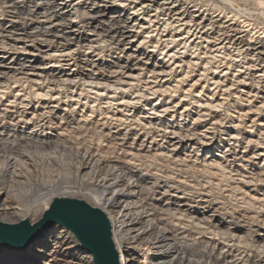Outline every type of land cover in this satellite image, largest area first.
<instances>
[{
  "label": "rangeland",
  "instance_id": "obj_1",
  "mask_svg": "<svg viewBox=\"0 0 264 264\" xmlns=\"http://www.w3.org/2000/svg\"><path fill=\"white\" fill-rule=\"evenodd\" d=\"M19 1L20 0H0V29L3 28L6 31L11 30V28L17 30L21 29V31L23 32L13 29L12 30L18 32L19 34L25 33V35H29H27L28 37L25 35L18 37L12 36L11 33H6L7 35L4 32L0 33L1 36L6 35L8 37H11L12 40H14L16 37V39H20V41L14 42L8 38L0 37L1 71L5 70L6 72H10V70L12 69L19 70L21 64H24V66L31 65L34 66L35 70H33L35 72H33L32 69H29V67H27L26 70L20 71L26 74L37 73L41 77L35 79H42L43 81L46 76V78H49L51 76V73L52 75H55L57 71L53 70L52 67H49L52 65V63L47 56L50 55V53H54V50H60L59 46L66 45V43L69 44L68 48L72 50L74 49L76 52V50L78 49L77 42H81L80 45L83 46V48L81 49L82 54H80V59L82 60V62H80L79 64V69L81 72H93L95 74V77H97V80H95V82L101 84H113V82L119 78V76L113 75L112 72H116V70L118 71L116 65H119V63L116 58H119V56H123L124 54H120L119 51H115L114 48H116V45L110 46L111 48L105 46L101 51L95 50L94 53L87 54L86 45L88 43L83 40L73 39L75 36H69L70 39L67 38L69 40H67L66 42L60 38H51L48 35L46 36L37 33V31L40 30L41 32L43 31V33L46 34V31L53 28L56 24L64 23V21L62 22L60 19L50 18V14H52V12L56 8H62L63 4H67V6L69 5V7L62 10V12L66 13L68 11L69 13L63 15L62 18L65 20H71L72 24L74 25L71 29L64 30V33L68 34V32H72L75 30L78 32L83 31V34L86 36L85 39L89 38L88 40H97V36L95 34L101 33L99 32L101 31L99 23L84 18V15L81 14L82 12H84L91 16L95 15L91 14L92 9L95 8V6L91 2L88 1V4L86 2L85 5L81 6L78 4L80 0H59L57 2L62 4L61 7L57 6L54 8V6H50L54 2V0H21L24 2L20 4V8L16 12L12 9L11 6L14 4V2ZM130 1L131 0H129V2ZM129 2L124 5L127 6ZM118 3L119 2H117L116 4ZM179 3L184 7H188L191 12H195V10H198V15H202L201 18L203 19L207 17V14L209 15L206 19L219 15L218 17L212 19L213 21H216V27L220 28L228 26V28L231 30H237L240 33V36L243 35V40H245L246 43L255 45V47L256 44L257 47H264V38L261 39L264 36V0H181ZM179 3H176V5ZM99 5L103 6L105 4L99 3ZM134 5L135 4L133 3L132 7ZM120 10L121 9L119 7L114 8V11H116L117 13H119ZM15 12L19 15H15ZM27 12L35 15L30 16ZM129 12L130 10H125L121 13V15L127 16ZM109 15L110 12L108 16ZM107 20L108 18H105V21L101 19L99 20V22H106ZM241 20L250 23L251 26H253V30L254 28L255 30H251V32H249V30H247L248 32H246V30L244 31V28H241L242 25L240 23H237ZM106 24H108V22L105 23V26L103 27L104 29H106ZM80 27L83 28V30L80 29ZM56 29L59 30L53 33H55V35H58L59 37L64 38L65 34L60 33L61 29ZM217 30L219 29H216V31ZM252 31L257 32L258 34L253 37ZM29 33H33L38 36H30ZM139 41L140 39L137 41V43ZM137 43L127 45L125 47L127 48V52L124 58H127V56L130 55V53H133V51L135 50V61H133L132 63L137 64L136 60H141L142 62L148 61V63H163L165 65V68L168 64L171 65L170 68H173L175 64L180 65L182 63L179 61H176L174 63H164L162 61V58L164 57L163 55L160 56L159 53L151 55V53H148L149 48L147 50L145 49V52L144 47L137 48ZM55 46L57 48H55ZM95 46L96 44H94V47ZM122 48L123 47H120V49ZM128 48L133 51H130ZM125 51L126 50H124V52ZM192 52H187V57L185 56L183 58L185 62L183 60V63L180 65L181 68H178L179 70L175 69L178 73H174L169 81L171 84L170 86L173 87L172 84L174 83V86L176 84L174 80L179 79L180 75L182 78L184 73L188 72L187 68L184 66L187 61L195 62L197 64L196 67L191 66L195 69L193 68V72L189 73L188 80L185 82L186 84L184 83L181 86L179 92H177L176 94L173 93V97L156 95V99L152 97L150 100H148L149 106H143L144 103H142L143 100H141L140 103L135 106V109H132V111L130 110V108H127V110L131 111V114H133V116L128 118L134 119L133 122L136 120V118L140 119V124L142 123V125L147 127H145L144 130V126L136 123L135 121V125L130 126V128L136 126L134 131L130 130V128L128 127V123L124 124L121 128L122 131L119 134V138L123 137L122 135H126L125 141L123 142L125 144L123 145L121 151L115 148V154H112V151H109L110 153L107 152L106 148L104 147L105 145H107L105 143H108L107 141H105L106 135L110 136L113 134L112 132H115L117 130L115 129L117 127L115 126V121H111V123L114 122L111 124L110 121L108 122V120L102 119V115L100 114V112L90 114L88 109H84L83 112H81L82 110L81 108H78V106L75 111L72 110L74 105L69 108V106L61 104V101H64L63 94H61L62 98L59 102H50L49 100L42 99L41 101L34 99V95H27L29 93V89H27L26 87H24L23 89V87H19L21 84H11V82L6 83L9 86L6 85V87L5 85H3L2 87L8 90H4V101L0 99V132H3V130L12 131L13 133L15 132L14 134L16 138L24 136L28 137L31 134V136L36 135L42 140L46 137L54 136L55 133H63L61 135L67 138V140L74 141L73 139H78L76 140L77 142H79L83 146L85 145L88 148H92L93 151L97 150L98 153L102 151L101 149L103 148L102 152H105L104 155L107 154L106 156L110 158L109 160L117 159L118 163L121 165L124 164V162L126 163L128 159L133 157L135 158L136 167H133V165L127 166L131 171V176H133L129 184H131L134 180L135 184L138 182L136 180H141L142 185L147 189L146 193L143 195L138 194L136 196L135 193V200L142 199L143 202H145V204L147 205L148 210H155V215L153 216L155 218V220H153L154 230L148 234V236H150L149 238L161 235V232L163 230H169L171 231L169 233V239H171L172 241H168L167 243H170V245H175L177 243L178 246L183 245L182 248L184 250L187 247L185 251L188 252L186 254L190 256L191 260H197L201 258L199 262H202L204 260L203 257L199 256L203 255L204 251L207 253V255H210L211 259L216 260L218 258L221 261V263L219 264L232 262L234 259H237L234 264H264V135H262L264 134V127L261 126L262 124L264 125V105L262 106V100L264 99V77H256L260 75L258 71H246L244 69L246 68V65L244 67V64L242 62L246 63L247 59L244 61L241 58L242 56L234 59L235 61L238 60L237 62L232 60L234 57L231 58V61L227 59L228 57H225L226 61L218 57L215 59V61L213 60L211 62V65H208L213 68H211L212 72L214 70L217 72L218 76H221L222 73H225L226 67H224L223 63L231 62V65L233 66L232 69L228 70L230 74L228 73L226 75V79L221 78V80H219L221 82L225 80L222 87L225 85L229 87L230 83L227 80H235L236 78L240 80L241 77H243L241 80L245 79L244 84L246 81V85H236L235 83L233 88L231 87V91H229V93L231 92V94H223L222 91H224L227 87H220L215 89L216 86L212 83L215 82L218 77L215 74H211L210 71L203 72L202 67L204 66L203 64L204 62H206V60L204 61L202 59V61L199 62L197 61V59H190L193 56ZM198 53L196 54V56L198 55ZM235 53H233L232 50L229 51V54L231 55ZM188 54H190L191 57ZM225 54L228 53L225 52ZM87 58L89 59V63L85 64L84 62ZM124 58L122 59L121 57V60L125 61ZM254 58L256 59V57H253V59ZM248 62L249 64H251L250 61ZM139 64L135 67L137 68L142 65ZM260 64L261 67H259V69L264 66L263 63ZM215 66L218 68H216ZM236 66H243V68H235ZM140 68L144 69L145 67ZM72 69L76 68L70 67V70ZM151 69L152 67H147V69L144 70L143 73L141 72L140 80L143 81V83L153 82V78L151 77L152 75L149 74V71H152ZM180 70L181 72H179ZM20 71H17V73H20ZM237 71L245 72V74H240ZM203 73L205 75L200 76V74ZM231 73L232 75L236 73L235 79L232 78ZM148 74L151 76L149 77ZM252 75L255 76L252 78ZM20 76H24L23 78H25V76L34 77L32 75H19L18 77ZM167 78L168 77L165 75L160 76L158 77V81L168 80L169 78ZM259 80L260 82H258ZM193 83L196 84L195 87L191 89V93L193 94V96L191 94L189 98H185V102H182L181 98L185 95L181 94V91L185 92L186 90L187 92V90L189 89L188 86ZM44 86L47 87L48 85L44 83ZM34 88L35 89H33V92L41 94L46 90V88H44V90L37 89V87ZM80 88L81 87L79 86L75 88L77 89V94L79 93ZM220 89L223 90L221 91ZM239 91H242V93H238ZM17 92L22 96L20 95L19 97H16L19 98V101L17 100V102L13 104L12 101L14 100V96L17 94ZM92 92H94V90ZM100 92L103 93V90ZM105 93L110 95V91L108 93L106 91ZM2 94L3 93H1V95ZM66 94L69 93L66 92ZM82 94L83 96L84 94L87 95L85 92H83ZM196 96H199L200 98H196ZM206 97H212L213 100L217 102L224 101L223 106L220 108H216L215 110L217 111L213 109H211L212 111H207L206 109L198 108L197 106L203 103L204 100H207ZM239 98H241L243 101H241V99ZM95 100L96 96L89 93L88 100H86V102H88V105L91 106L95 103V105H97V108L105 110L104 103L106 102V100ZM246 100L250 101V105H248ZM84 101L85 100L83 99L82 103ZM197 101L199 105H197ZM19 102H22V104L24 103L23 105H27V107H22V105H19ZM154 102H157V105L154 107L156 109L153 113H159L161 117L156 118L155 115L150 114L149 111H147L148 113L146 112V109H150V106H153ZM176 103L177 107L171 108L170 111L166 113L160 112L162 109H164L165 106H169L170 108L176 105ZM56 104L57 108H54ZM12 106L15 109L17 108V111ZM185 107L189 112L184 111ZM114 108L117 109L118 107L114 106ZM248 108L252 109V111H249L252 114L247 112ZM123 109L126 110V108ZM48 110H52V113L45 115L47 119H50L52 121L50 129L45 128L46 130H35L32 129L33 126L30 123H23L26 120H31L32 122L35 121L33 119L34 117H32L33 115L45 113ZM197 114L206 115L199 118V120L197 119ZM240 114L245 116H242V119H240L238 118ZM89 115L91 116L89 117ZM119 117L122 118L120 115L116 114L114 115L113 119ZM195 119H197V121H195ZM19 120H22V122H19ZM133 122H131L130 124H132ZM148 124L151 125L149 126ZM171 124H173L174 126L178 125L179 128L181 127V130L176 129L174 126L173 129L170 128ZM233 125L240 126V128H238L237 130L240 131V133L238 132L240 136L238 137L239 139L237 142L229 139L230 133L237 132L236 128L235 130L233 129ZM77 127L81 128V130L76 131ZM159 130H162L163 133ZM126 131H128L129 133H126ZM174 131H178L179 134L175 133ZM164 132L167 133L164 134ZM170 132L175 133V135L171 134ZM184 133L188 135L191 133H197V135L193 137L192 135H189L185 138L184 136H182L184 135ZM75 134L79 135L80 137H74L77 136ZM0 137H3V134ZM151 137L153 138V140L151 139ZM154 140L156 142H154ZM248 140H251L252 143L247 144L246 142ZM98 141H100V144H96L99 143ZM254 141H257V143L259 144H255ZM118 143L120 144L121 141H119ZM34 146H37L38 148L35 149L32 145H29V148L26 149L28 152V157H23L22 159H20L18 162V166H16V169L18 170L16 172L23 176L22 182H24L25 184H9L8 186H10L11 190H17L24 187L23 190L27 189L28 194L30 195L36 194L37 191L44 188L52 191L53 189L54 191H59V187H66L70 184L72 185L74 180L78 181L73 165V151H58L54 153L53 151L49 150L43 151L39 145ZM9 154L13 155L11 154V152H9ZM9 154L5 153V155ZM126 154H130V157L126 156ZM125 173L126 171H124L121 175L125 176ZM163 178L167 180L164 181ZM182 181H184L185 183H183ZM178 182L182 183L180 184ZM149 187H152V190H150ZM170 187L177 189H173ZM135 190V192L138 191L137 189ZM165 191H168L166 192L167 194L165 193ZM85 192L87 191L82 190L79 193L83 194ZM164 193L165 195H163ZM172 195L176 197H172ZM174 202L177 205H171ZM175 210H179V214L182 215L181 217L179 215L180 218L178 217V213ZM20 214V216H18L19 218H22L24 214ZM135 217L136 216L133 215V218ZM39 218L40 217H37L36 219ZM157 220H159L158 222H160V224L155 225ZM196 224L200 225L197 226ZM208 227L210 229H208ZM138 228L139 227L137 226L136 229ZM211 230H215L219 233H225L227 236H221L223 238L219 239L218 236L215 237L210 234ZM229 235H231L233 238H231ZM149 238L145 236V239L140 240L141 242L139 241L137 244H135V246L131 244L125 247V249L127 247L133 248V262H143L147 258L146 263H144L147 264L149 262L151 253H154L155 250H158L151 249L152 247L149 248V251L147 250V247H145V242L146 239ZM54 246L55 244L53 242L49 243V246H47L46 248L48 249L47 252L53 249ZM184 246L186 247L184 248ZM170 248L171 247H168V249ZM162 249H167V247H163ZM14 250L16 249L0 247V264H14L16 262L17 254L16 251L14 252ZM184 250H181V248L179 247V251L171 253L167 257H163L161 261H174L177 257L179 259V263L180 261H182V258L187 257L186 254H181L182 251L184 252ZM17 251L21 252L20 250ZM125 253L126 252L118 253L119 259L123 254L125 255ZM144 254H147L146 257H143ZM193 254H196L197 257L193 258ZM82 255L86 258V255L88 254H84L82 252ZM172 258L175 259L173 260ZM85 261L90 263L89 258H86ZM150 261L153 260L151 259ZM36 263L61 264L59 260H52L47 255L44 256L43 254L39 259L36 260Z\"/></svg>",
  "mask_w": 264,
  "mask_h": 264
},
{
  "label": "bare ground",
  "instance_id": "obj_2",
  "mask_svg": "<svg viewBox=\"0 0 264 264\" xmlns=\"http://www.w3.org/2000/svg\"><path fill=\"white\" fill-rule=\"evenodd\" d=\"M57 1H59V0H54V2L50 6L51 7L54 6V8L57 6L61 7L62 4L57 2ZM60 1H63V0H60ZM88 1L91 2L95 6V8H93L91 11L92 12L91 14H95V15L91 16V15L84 13V12H82L81 14L84 15L83 16L84 18H87L89 20H92L93 22L99 23V25L101 27L100 28L101 31H99V32H101V33L95 34L97 36V40H88L89 38L85 39L86 36L83 34V31L78 32L75 30L72 32L71 31L68 32V34L64 33V30L71 29L74 25V24H72L71 20H65L62 18L63 15L69 13L68 11L66 13L62 12V10L67 9L69 7V5L67 6V4H63L62 8H56L52 12V14H50L51 15L50 18L60 19L62 22L64 21V23L56 24L53 28L46 31L47 32L46 34H44L43 31L41 32L40 30L37 31V33L42 34V35H46V36L48 35L51 38H60L66 42H67V40L70 39L69 36H75L73 39L83 40L86 43H88L86 45L87 46V54H92L95 52V50L101 51L103 49V47H105V46L110 47L112 45H116V48H114L115 51H119L120 54L121 53L124 54L123 56H119V58H116V60L119 63V65L117 64L118 66L116 65V67L118 68V71L116 70V72H112L113 75L119 76V78L116 79V81H114L113 84H110V83L101 84V83L95 82V80H97V77H95V74L93 72L83 73L79 69V64H80V62H82V60L80 59V54H82L81 49L83 48V46L80 45L81 42L80 43L77 42L78 43V49L76 50V52L74 49L72 50V49L68 48L69 44L66 43V45L59 46L61 51L59 49L54 50L53 51L54 53H52V54L50 53V55L47 56L48 59L51 60V63H52V65L49 67H52L53 70H57V71H56L55 75H52V73H51V76L49 78H46L47 76L45 75L46 77L43 81H42V79H35V78L41 77L37 73L26 74V73H23L20 71V70H26L27 67H29V69L35 70L34 66H31V65L24 66V64H21L19 70H13L12 69V70H10V72H6L5 70L4 71L0 70V99L3 100V96L5 95L4 90H8L5 88H2L3 85L9 86L8 84H6L8 82H11V84H19V85L21 84L19 87H23V89H24V87H26L27 89H29V93L27 95H29V96L34 95V99H37V100L42 99V100H49L50 102L51 101H54V102L58 101L59 102L62 98L61 94H63L64 95L63 96L64 101H61V104L67 105V106H69V108H71L72 105H74L72 110L75 111V109L78 106V108H81V110H82L81 112H83L84 109H88L90 114H94L95 112H100V114L102 115V119L108 120V122L110 121V123H111V121L116 122V125L115 124L114 125L117 126L115 128L117 130L115 132H112L113 134L110 136L106 135V139L104 138L105 141L108 142V143H105L107 145L104 146L106 148L107 152L112 151L111 153L115 154L116 149L121 151L123 148V145L125 144L123 142L125 141L126 135H122L123 137L119 138V136H120L119 134L122 131V129H121L122 126L124 124L128 123V127L130 128L131 125H135V121H136V123L140 124V122H139L140 119L136 118V120L133 122L134 119L128 118V117L133 116V114H131L132 109L133 108L135 109V106L137 104H139L141 100H143V102H142V103H144L143 106H149L148 100H150L152 97L155 98L156 95L173 97V95H174L173 93L176 94L177 92H179L181 86L188 80L189 73L193 72V70L195 69L194 67L197 66V64L195 62L187 61V63L184 64V66L187 68L188 72L184 73L182 78L180 75L179 79L176 78L177 80H174V82L176 83L175 86L173 85L174 84L173 83L172 84L173 87H171L170 86L171 84L169 82L170 79L172 78V75L174 73L175 74L178 73L177 70H175V69L181 68L180 65L183 63V60H184L183 58L185 56L187 57V52L193 51L192 57L190 56V54H188L191 57L190 59H197V61H199V62L202 61V59L204 61L206 60V62L203 61L204 64L202 63L204 65L202 67L203 72L210 71L211 74H215L218 77L216 80L214 79L215 82H213L212 84H214L216 86L215 89L220 88V87L221 88L227 87L224 91H222L223 89L222 90L220 89L223 92V94L224 93L225 94L228 93V95L231 94V92L229 93V91H231L230 89H231V87L233 88L235 83H236V85H246V81L244 84L245 79L241 80L243 77H241L240 80L238 78H236L237 79L236 80L235 79L236 73H234V75H232V73H231L232 78H234L235 80H233V79L227 80L230 83L229 87L227 85L222 87L223 82L225 80L223 82H221L219 80H221V78L226 79V75L228 73L230 74V72H228V70L232 69L233 66L231 65V62L223 63L224 67H226L225 73L224 74L222 73L221 76H218L217 72L215 70L212 72L211 71L212 67L208 66V65H211V62L213 60L215 61V59L218 57L224 59V61H226L225 57H228L227 59L229 61H231V58L234 57L232 60L235 61L234 60L235 58L242 56L241 58L244 61L247 59L246 63L242 62L244 64L243 65L244 67L246 65V68H244L246 71H258L260 75H258L256 77H264V70H262V69H264V66L259 69V67H261L260 63L264 64V47L263 46L257 47V44L255 47V45H250V44L246 43V41L243 40V37H242L243 35L240 36V33L237 30L236 31L231 30L228 28V26L227 27H220V28L216 27L215 25L217 23L215 20L213 21L212 19L218 17L219 15L216 17L206 19L209 15V14H207L206 15L207 17L205 19H203V18H201L202 15H198V10L197 11L195 10V12H191L188 7L182 6L179 3L181 0H131L130 2H129V0H80L78 4L83 6L86 4V2L88 4ZM116 1L119 3L116 4L117 3ZM23 2L24 1H21V0L19 2H14V4L11 6L12 9L17 12V10L20 8V4H22ZM127 2H129V3L127 6H125L124 4H127ZM99 3H104L105 5L101 6V5H99ZM133 3L135 5L132 7ZM176 3H179V4L176 5ZM116 7L117 8L119 7L121 9L119 13L114 11V8H116ZM125 8H127V9H125ZM125 10H130V12L127 14V16L121 15V13L124 12ZM16 12L14 14L19 15ZM109 12H110V15L108 16ZM28 14L30 16L35 15V14H31V13H28ZM33 18H35V17H33ZM105 18L106 19L108 18V20L106 21V22H108V24H106V27H105L106 29L103 28L105 26L106 22H99V20H101V19L105 21ZM82 20H83V18H82ZM233 23H231V24H233ZM237 23H240L242 25L241 28H244V31L246 30V32H248L247 30H249V32H251V30H253V26H251V24L248 22L241 20L240 22H237ZM56 28L61 29L60 33L65 34L64 38L59 37L58 35H55V33H53V32H56L57 30H59ZM12 29L16 30V31H21V29L17 30L14 28H11V30L6 31L3 28H1L0 33L1 32H4L5 34L11 33L12 36H18V37L25 35V33L19 34L18 32L13 31ZM80 29L83 30V28H81V27H80ZM216 29H219V30L216 31ZM254 30H255V28H254ZM92 31H90V32H92ZM21 32H23V31H21ZM32 34L33 33H31L30 36H38L36 34H33V35ZM257 34H258L257 32H253V37L256 36ZM6 35L5 36L0 35V37L1 38L4 37V38H8V39L12 40L11 37H8ZM27 35L28 34H26L25 36H27ZM16 38L12 41H14V42L20 41V39H16ZM67 38H69V39H67ZM257 38H259V37H257ZM263 38H264V36L261 39H263ZM139 39H140V41L137 43V41ZM135 43L138 44L137 48L138 47H144V51H145V49L147 50L149 48L148 53H151V55L156 54V53H159L160 56L163 55L164 57L163 58L160 57V58H162V61L164 63H169V62L174 63L176 61H179L182 63L180 65L175 64L174 67L172 66L173 68H170L171 65H169V64L166 65V68H165V65L163 63L162 64L151 63V62L148 63V61L142 62L141 60H136L137 64L132 63L133 61H135V50L133 51V50L128 48L130 51H133V53H130V55H128L127 58L126 57L124 58V56L127 52V48H125V47L127 45H132ZM258 43H260V42H258ZM94 44H96L95 47H94ZM148 44H150V45H148ZM3 45H5V44H3ZM120 47H123V48L120 49ZM12 48H13V46H12ZM55 48H57V47L55 46ZM124 50H126V51L124 52ZM230 50H232L233 53L236 52L235 54H233L235 56L229 54ZM196 52L197 53L199 52L197 56H196V54H197ZM225 52H227L228 54H225ZM200 54H202V55H200ZM199 56H202V57H199ZM121 57H122V59L124 58L125 61L121 60ZM253 57H256V59L254 58L255 59L254 60ZM237 61L238 60H236L235 62H237ZM248 61H250L251 64H249ZM184 62H185V60H184ZM84 63L85 64L89 63V59L87 58ZM139 63L142 65H140ZM138 64L140 65V67H145V68L144 69L140 68V67L136 68L135 66H137ZM191 66H194L193 67L194 69ZM243 66L242 67L236 66L235 68H243ZM70 67H75L76 69L70 70ZM147 67H152V69H151L152 71H149L150 72L149 74H151L152 76L149 74L148 75H149V77L151 76L153 78V82H144L143 83V81L140 80L141 79L140 76H141V72L143 73V71L146 70ZM216 68H218V67H216ZM44 69H46V68H44ZM34 70H33V72H35ZM17 71H20V73H17ZM84 71H87V70H84ZM138 71H140V72H138ZM179 72H181V70ZM237 72L240 74H245V72H242V71H237ZM19 75H32L34 77H30V76L26 77L25 76V78H23L24 76L18 77ZM164 75L167 76L169 79L167 78L168 80L158 81V77L164 76ZM204 75H205L204 73L200 74V76H204ZM254 76L255 75H252V78ZM163 79H164V77H163ZM258 82H260V80ZM44 83H46L48 86L47 87L44 86ZM195 83H197V82H195ZM195 83L190 84V86H188L189 89L187 90V92H186V90H185V92L181 91V94L185 95V96H182V98H181L182 102H185V98H189V96H191V94H192L191 89L193 87H195V85H196ZM140 84H142V85H140ZM212 84H211V86H212ZM187 85H188V83H187ZM78 86L81 88L79 90V93L77 94V89H75V88H77ZM34 87H37V89H41V90H44V88H46V90L44 93L42 92V94L36 93V92H33L34 91L33 89H35ZM71 88H72V90H71ZM98 89H102L103 93L100 92L102 90H98ZM93 90H94V92H92ZM106 91H107V93L110 91V95L106 94L105 93ZM66 92L69 94H66ZM83 92H85L87 95L84 94V96H83V94H82ZM1 93H3V94L1 95ZM89 93L94 94V96H96L95 101L106 100V102L104 103L105 104V107H104L105 110L97 108V105H95L94 101H93L94 104L91 103L92 104V105L90 104L91 106L88 105V102H86V100H88V94ZM199 93H201V92H199ZM238 93H242V91H239ZM20 95L21 94L17 92V94L14 96L15 97L14 100L12 101L13 104H15L17 102V100L19 98H16V97H19ZM192 96H193V94H192ZM212 96H213V94H212ZM197 97H199V96H196V98ZM23 98H24V96H23ZM83 99L85 101L82 103ZM170 99H169V101H170ZM206 99L207 100H204V102L201 103L200 105L198 104V101H197L196 103H197V105H199L197 107L201 108V109H206L207 111H210L211 109L215 110L216 108L222 107L223 103H224V101H218L217 102V101L213 100L212 97L211 98L206 97ZM239 99H241V98H239ZM169 101H168V103H169ZM178 101H179V99H178ZM241 101H243V100L241 99ZM262 101L264 102V99ZM246 102L248 103V105H250V101L246 100ZM263 102H262V106L264 105ZM156 103L157 102H154V105L152 104L153 106H150V109H148V110L146 109V112L149 111L150 114L155 115V117L157 118V117H161V116L159 115V113H153V112H155V109H156V108H154L157 105ZM165 103H166V101H165ZM165 103H164V105H165ZM196 103H195V105H196ZM23 104H22V102H19V105H22V107L26 108L27 105H23ZM114 106H117L120 109H118V108L115 109L116 107L114 108ZM229 106H231V105H229ZM251 106H252V104H251ZM175 107H177V103H176V105H174L170 108H169V106H165L164 109H162V107H161L162 110L160 112L166 113V112L170 111L171 108H175ZM54 108H57V104ZM123 108H126V110ZM127 108H130L131 111L127 110ZM52 110L51 111L48 110L47 112L41 113L38 115L35 114L32 116V117H34L33 119L35 121L32 122L31 120H28V121L23 120V121H25L23 123H30L33 126L32 129H35V130L36 129L46 130L45 128L50 129V125H51L52 121L50 119H47V117L45 115L52 113ZM250 110L252 111V109L248 108L247 112L251 113V112H249ZM184 111H188V109L185 107ZM215 111H217V110H215ZM69 113H70V111H69ZM115 113L120 115L122 118L119 117V118L113 119L114 115H116ZM110 114H112L113 116ZM208 114H210V113H208ZM197 115H198L197 119H199L206 114H201V115L197 114ZM90 116L91 115H89V117ZM242 116H245V115L240 114V116H238V118L242 119ZM124 117H126V118H124ZM21 118H22V116H21ZM84 119H86V118H84ZM197 119H195V121H197ZM128 120H129V122H128ZM19 122H22V120H19ZM131 122H133L134 124L133 123L130 124ZM9 123H11V122H9ZM112 123H114V122H112ZM111 124H109V125H111ZM140 125H142V123ZM142 126H144V125H142ZM173 126L174 125L171 124L170 128L173 129L175 127L176 129L181 130V127L179 128L178 125H175L174 127ZM261 126L264 127L263 124ZM145 127H147V126L143 127L144 130H145ZM135 128H136V126L131 127L130 130L135 131ZM235 128L237 131L238 128H240V126L239 125H233L234 130H235ZM77 130H81V128L77 127L76 131ZM146 130H147V128H146ZM149 131H153V130H149ZM160 132H162V130ZM174 132L178 133V131L177 132L174 131ZM238 132L240 133V131H237L235 133H230L229 139L233 140L234 142H237L239 139L238 137L240 136V134ZM14 133L12 131H7V130H3V132H0V136H2V134H3V137H0V153H1V155H0V157H1V160H0V222L1 223L14 224V223H18L24 219H28L30 223H34L35 221L38 220L36 218L40 217L41 214L45 210L48 209V206H49L51 200L55 197H66V198H74V199H78V200H83L84 202H86L91 207L100 209L107 216V218L110 222V225H111L112 240H113V243H114V246H115L117 253L126 252L125 255L123 254L121 256V258H120L121 260L119 259V264H144V263H146L147 258L143 262H139V261L133 262V259H134V257H133L134 254L132 252L133 248L127 247L125 249L126 246L131 245V244L133 246H135V244H137L140 240H142V239L144 240L145 236H147L149 238L150 236H148V234L154 230L153 220H155V218L153 217L155 215V210H153V209L148 210L147 205L145 204V202H143L142 199L135 200V193L137 196L138 194L143 195L147 191V189L142 185V183H141L142 181L136 180L138 182L135 184V180H134L131 184H129V182H130V180H132L133 176H131V171L128 169L127 166H129V165H133V167L135 166V158H133L132 155H131L132 158L128 159V161L126 163L124 162V164L121 165L118 163L117 159L109 160L110 158H108L106 156L107 154L104 155L105 152L104 153L102 152L103 148L102 149L100 148L102 151H100L98 153L97 150L93 151L92 148H88L87 146H85V145L83 146L82 144L77 142L76 140H78V139H73L74 141L67 140V138H65L63 135H61L63 133H60V134L55 133L54 136L46 137L43 140L40 139L36 135L31 136V134L28 137L24 136V137L16 138ZM126 133H129V132L126 131ZM166 133L167 132H164V134H166ZM175 133H171V134L175 135ZM147 134H148V132H147ZM185 134L186 133H184V135H182L185 138L189 135H192V137L197 135V133L196 134L191 133L189 135L188 134L185 135ZM64 135H65V133H64ZM75 135H77V134H75ZM262 135H264V134H262ZM78 136L79 135L74 136V137L78 138ZM127 137H128V135H127ZM204 137H206V136H204ZM151 139L153 140L152 137H151ZM100 141H98L99 143H96V144H100ZM117 141L118 142L121 141V143L119 144ZM154 142H156V141L154 140ZM254 142L257 145L259 144V143H257V141H254ZM246 143L251 144L252 141L248 140ZM102 144H103V142H102ZM29 145H32L33 148H35V149H37L38 147L34 146V145H39L43 151L49 150V151H53L54 153L58 152V151H63V152L64 151H73L74 152V159H73L74 164L73 165H74V170H75L76 177L78 178V181L74 180L72 185L70 184L66 187L65 186L59 187V189H60L59 191H54V189H53V191L47 190L46 188H44L42 190L37 191L36 194H30V195L28 194L27 189L23 190L24 187L21 189H17V190H11L10 186H8L9 184H18V185H24L25 184L24 182H22L23 176L16 172V171H18L16 169V166H18V162L20 159H22L23 157L24 158L28 157V155H27L28 152L26 149L29 148ZM101 147H102V145H101ZM95 149H99V148H95ZM29 150H31V149H29ZM104 151H105V149H104ZM9 152H11V154H13V155H10ZM5 153L9 154V155H5ZM129 155L130 154H126V156H129ZM137 159H136V161H137ZM140 160H142V159H140ZM151 165H153V164H151ZM124 171H126L125 176L121 175ZM146 171H148V170H146ZM129 173H130V176H129ZM144 175H146V174H144ZM148 175H149V173H148ZM163 179H164V181L167 180L165 178H163ZM175 179H176V177H175ZM182 182L185 183L184 181H182ZM182 182H178V183L181 184ZM166 183H168V182H166ZM173 187H170V188H173ZM135 189H137L138 191L135 192L136 191ZM149 189L152 190V187L151 188L149 187ZM173 189H177V188H173ZM82 190H85L87 192H85L83 194L79 193ZM166 192H168V191H165V193ZM165 193L163 195H165ZM172 197H176V196L172 195ZM177 199H182V198H177ZM171 205H177V204H175V202H174ZM167 211H170V210H167ZM178 211L179 210H177L176 212L178 213V217H179L180 214ZM20 213L24 214L22 218H19V216L21 215ZM133 215H135L136 217L133 218ZM174 215H175V213H174ZM181 216L182 215H180V217ZM182 220H183V218H182ZM158 221L159 220H157L156 224L155 223L154 224L155 225L160 224V222H158ZM199 225H197V226H199ZM137 226L139 227L138 229H136ZM208 229H210V228L208 227ZM170 232L171 231H169V230H163L161 232V235H157V236H154L152 238L146 239L145 247H147L148 251H149L150 247H152L151 249H158V250H155L154 253H151V255L149 257V262L147 264H176V263H178L179 259L177 257H176V259L172 258L173 260L175 259L174 261H172V260L164 261V262L161 261V259L163 257H167L171 253H175L176 251H179V247L181 248V250H184L182 248L183 245L178 246L177 245L178 243L175 245L174 244L170 245V243H167L168 241H172L171 239H169V233ZM210 234L212 236H215V237L218 236L219 239L223 238L221 236L226 235L225 233H221V232L219 233L215 230H211ZM71 235L72 234H70L68 231L64 230L62 227H60L58 225L53 226L50 230H48L46 232L44 237H42L41 239H38L33 244H30L28 246L27 250L21 251V252L14 250V252L16 251V253H17L16 254V262L14 264H24V263L38 264V263H36V260L39 259L42 254L44 256L47 255L52 260H59L61 262V264H92V258L89 254H88L89 256L86 255L87 256L86 258L90 259V263L85 261L86 258L83 257L82 252L84 254H86V252L81 248V246L78 244V242L75 240V238L72 237L73 235L72 236ZM229 236L231 238H233L231 235H229ZM52 242L55 244V246L53 247V249H51L47 252L48 249H46V248H47V246H49V243H52ZM163 247H167V249H162ZM168 247H171V248L168 249ZM185 247L186 246H184V248ZM186 248H185V250H186ZM185 250H184V252L182 251L181 254L184 255L188 252ZM146 255L147 254H144L143 257H146ZM193 256H194L193 258L197 257L196 254H193ZM199 256L203 257L204 260L202 262H199V260L201 258H199L197 260L196 259L191 260L190 256L187 255V257L182 258V261H180L178 264H219V263H221V261L218 258L216 260L211 259L210 255H207V253L204 251H203V255H199ZM151 259L153 261H150ZM236 260L237 259H234L232 262H228V263L225 262V264H234L236 262ZM22 262H24V263H22ZM222 264H224V263H222Z\"/></svg>",
  "mask_w": 264,
  "mask_h": 264
},
{
  "label": "water",
  "instance_id": "obj_3",
  "mask_svg": "<svg viewBox=\"0 0 264 264\" xmlns=\"http://www.w3.org/2000/svg\"><path fill=\"white\" fill-rule=\"evenodd\" d=\"M55 225L73 235L91 256L92 264H119L107 216L100 209L74 198H53L34 223L28 219L14 224L0 222V247L25 251Z\"/></svg>",
  "mask_w": 264,
  "mask_h": 264
}]
</instances>
